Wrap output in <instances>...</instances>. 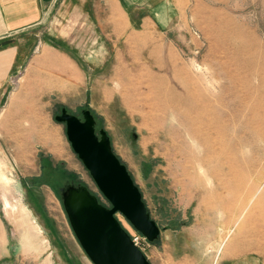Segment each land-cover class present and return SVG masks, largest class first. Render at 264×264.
I'll return each instance as SVG.
<instances>
[{"label": "rangeland", "instance_id": "rangeland-1", "mask_svg": "<svg viewBox=\"0 0 264 264\" xmlns=\"http://www.w3.org/2000/svg\"><path fill=\"white\" fill-rule=\"evenodd\" d=\"M141 1L92 0L33 30L0 115L11 264L76 251L61 187L111 206L55 118L63 107L110 135L161 233L116 217L155 264H264V0Z\"/></svg>", "mask_w": 264, "mask_h": 264}, {"label": "water", "instance_id": "water-1", "mask_svg": "<svg viewBox=\"0 0 264 264\" xmlns=\"http://www.w3.org/2000/svg\"><path fill=\"white\" fill-rule=\"evenodd\" d=\"M55 118L66 123L74 151L111 203L104 205L83 184L61 187L64 208L81 246L94 264H152L116 217L118 212L124 214L151 242L161 233L127 165L114 152L110 135L106 129L97 131L89 109L83 110V120L66 107Z\"/></svg>", "mask_w": 264, "mask_h": 264}, {"label": "crops", "instance_id": "crops-1", "mask_svg": "<svg viewBox=\"0 0 264 264\" xmlns=\"http://www.w3.org/2000/svg\"><path fill=\"white\" fill-rule=\"evenodd\" d=\"M118 1L124 11L122 0ZM128 1L134 8H143L141 0ZM91 2L92 0H0V115L10 102V79L17 69V72L20 71L30 50L33 49L36 39H34V43H30V38L32 35L41 34L40 31L37 34L33 30L40 28L51 30L50 26L44 27V23L48 19L57 18L60 20L61 16H66L71 11L74 13L92 11ZM163 3L165 4V2ZM156 10L158 11L157 15H160L162 20L167 23L169 14L166 9L157 8ZM58 58L60 57L57 56L53 60ZM35 222L41 226L36 219ZM72 239H74L76 251H71L65 243L61 242L59 255L54 251L51 255L52 259L55 253L58 255L59 261L56 264H94L76 237L73 236ZM14 252L13 240L9 235L0 209V264H11L15 257ZM147 257L152 264H155L150 255L147 254ZM238 264H253V262L244 258Z\"/></svg>", "mask_w": 264, "mask_h": 264}, {"label": "built area", "instance_id": "built-area-1", "mask_svg": "<svg viewBox=\"0 0 264 264\" xmlns=\"http://www.w3.org/2000/svg\"><path fill=\"white\" fill-rule=\"evenodd\" d=\"M118 214V213H117ZM140 232V231H139ZM131 236V235H130ZM140 237L145 240V237L142 236V235H138V236H131L133 242L141 249V240H140ZM147 238V237H146Z\"/></svg>", "mask_w": 264, "mask_h": 264}, {"label": "flooded vegetation", "instance_id": "flooded-vegetation-1", "mask_svg": "<svg viewBox=\"0 0 264 264\" xmlns=\"http://www.w3.org/2000/svg\"><path fill=\"white\" fill-rule=\"evenodd\" d=\"M62 111V110H61ZM67 111H68V109H67ZM69 112V111H68ZM80 117V116H79ZM81 118V117H80ZM82 120L84 119V118H81ZM63 123H65V122H63ZM66 124V123H65ZM96 125H97V123H96Z\"/></svg>", "mask_w": 264, "mask_h": 264}, {"label": "bare ground", "instance_id": "bare-ground-1", "mask_svg": "<svg viewBox=\"0 0 264 264\" xmlns=\"http://www.w3.org/2000/svg\"><path fill=\"white\" fill-rule=\"evenodd\" d=\"M201 119L199 118L198 121H200Z\"/></svg>", "mask_w": 264, "mask_h": 264}, {"label": "trees", "instance_id": "trees-1", "mask_svg": "<svg viewBox=\"0 0 264 264\" xmlns=\"http://www.w3.org/2000/svg\"><path fill=\"white\" fill-rule=\"evenodd\" d=\"M156 241V240H155ZM154 242V241H153Z\"/></svg>", "mask_w": 264, "mask_h": 264}]
</instances>
